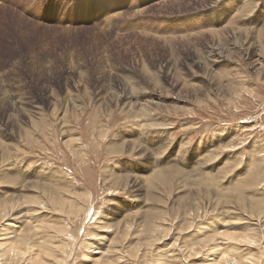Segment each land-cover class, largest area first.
<instances>
[{"label":"rangeland","instance_id":"obj_1","mask_svg":"<svg viewBox=\"0 0 264 264\" xmlns=\"http://www.w3.org/2000/svg\"><path fill=\"white\" fill-rule=\"evenodd\" d=\"M263 32L264 0H0V206L21 203L0 236L38 218L67 230L53 234L67 245L59 264H94L93 243L100 264H170L173 252L176 264H219L222 251L264 264L263 233L256 247H199L264 224ZM42 193L79 215L56 205L31 217L27 198Z\"/></svg>","mask_w":264,"mask_h":264},{"label":"bare ground","instance_id":"obj_2","mask_svg":"<svg viewBox=\"0 0 264 264\" xmlns=\"http://www.w3.org/2000/svg\"><path fill=\"white\" fill-rule=\"evenodd\" d=\"M175 4V3H174ZM260 31V30H259ZM222 32H224V31H222ZM239 34V37H240V35H241V31L238 33ZM263 34H264V32H263ZM252 36V35H251ZM257 37V36H256ZM248 39H246L245 40V38L244 37H241V38H239V39H241V40H239L241 43H242V46H241V49H240V51L242 50L243 52H245L243 55H245V56H248V53H249V51H250V49H251V47H252V44H251V42H249V41H251L253 38H254V36H252V37H247ZM255 45V44H254ZM252 55V54H251ZM242 57V56H241ZM240 57V58H241ZM249 57H250V55H249ZM253 57V56H252ZM219 59H221V58H219ZM251 59V58H250ZM252 60V59H251ZM213 63H211V64H213V65H216L217 63H220V61L221 60H217V59H213V60H211ZM222 62V61H221ZM252 62H254L253 60H252ZM251 62V63H252ZM254 64H256V63H254ZM217 66V65H216ZM252 66V65H251ZM252 68V67H251ZM260 70H261V67H259L258 69H257V72H260ZM258 74V73H257ZM239 88V87H238ZM234 89V88H233ZM237 88H235L234 90H232V89H230V91L232 90V91H234L235 92V90H236ZM242 89V88H241ZM241 89H239V90H241ZM231 91V92H232ZM244 91V90H243ZM236 93H238L237 91L235 92V94ZM129 94H131V93H129ZM230 95V94H229ZM232 96V95H231ZM135 98V97H134ZM67 103V102H66ZM144 108V107H143ZM254 123H256V120H253V122H251V124H254ZM251 127V126H250ZM141 128H142V126H141ZM250 129V128H249ZM245 131H249L248 130V127H247V129L245 128L244 129ZM246 134V133H245ZM131 148V147H130ZM137 148V147H136ZM134 150H135V148H134ZM140 153V152H139ZM141 154V153H140ZM162 172H164V171H162ZM160 174H162L161 176H158L159 178V180L157 181V183H159L160 181H162V180H167L168 178H166V176H167V174L166 173H160ZM157 175H159V174H157ZM175 177V176H174ZM174 177H170V178H174ZM144 178H146V177H144ZM166 178V179H165ZM34 180V179H33ZM133 180H135V183H137V180H141V179H133ZM169 181V180H168ZM206 181V180H205ZM132 182V181H131ZM139 182V181H138ZM141 182L143 183V182H146L147 183V181H143V179L141 180ZM130 183V182H129ZM140 183V182H139ZM141 183V184H142ZM155 183V182H154ZM161 183H163V182H161ZM165 183V182H164ZM204 184V183H203ZM203 184H202V186H203ZM206 184V183H205ZM34 185H36V184H34ZM155 185V184H154ZM166 185V184H165ZM140 186V185H139ZM200 187V186H199ZM198 187V188H199ZM205 187H207L206 185H205ZM204 187V188H205ZM209 187V186H208ZM264 187V186H263ZM133 188H135V187H133ZM145 188V187H144ZM143 188V189H144ZM204 188H202V189H204ZM25 189V188H24ZM32 189V188H31ZM30 189V190H31ZM200 189V188H199ZM208 189V188H207ZM119 190V189H118ZM140 190H142V186H141V189ZM140 190H138V191H140ZM205 190V189H204ZM234 190H235V188H234ZM247 191H248V189H246ZM199 191V190H198ZM202 191V190H201ZM206 191V190H205ZM109 192V191H108ZM114 192V191H113ZM207 192V191H206ZM209 192H211L212 193V191H211V189H209ZM238 193L237 194H239V191H237ZM243 192V191H242ZM13 193V192H12ZM15 194V193H14ZM27 194V193H26ZM224 194V193H223ZM226 194H228L227 192H226ZM225 194V195H226ZM232 194H234V193H232ZM237 194L235 195V196H232V195H230V196H228V197H226V198H230V199H240V200H238L236 203H238V206L239 207H244V206H246V204H244V199L242 200V198H241V196H237ZM246 194V193H245ZM42 196H37V197H32V196H29L28 198H27V196H26V198H27V201H26V206H29L28 207V209H27V207H26V210L25 211H27V210H29V214L28 215H30L31 217H33L31 214H37L39 211H41V210H43L44 209V207L45 206H51V208H53V209H55V212H56V208H57V206L56 205H58V206H60L61 207V209L63 210V212L67 215V216H70V215H74V216H78L79 215V209H78V203L77 202H74L73 200H71L70 198H68L67 197V199L65 198V197H62V196H64V195H61V198H60V200L59 199H57V197L56 198H54V199H47V197H46V195L45 194H41ZM222 195V194H221ZM224 195V196H225ZM13 197V196H12ZM21 197H23L22 195H21ZM244 197H246V196H244ZM249 197H251V196H249ZM9 198H10V196H9ZM8 198V199H9ZM223 198V197H222ZM225 198V197H224ZM7 199V198H6ZM46 199H47V201H46ZM15 200V199H14ZM226 200H228V199H226ZM254 200V199H253ZM68 201V202H67ZM246 201V200H245ZM23 202V206H24V201H22ZM209 202V201H208ZM222 202V201H221ZM235 202V201H234ZM247 202V201H246ZM249 202V201H248ZM255 202H256V200H255ZM18 203V202H17ZM15 201H13V203H10L9 201L8 202H6L5 204H2L1 206H0V224H2V223H4L8 218H10L11 217V214H13L15 211L17 212V210L19 209V207H20V204L21 203H19V207L16 205L17 204ZM230 203V202H229ZM257 203V202H256ZM198 204H201V206H200V209H198V210H201L202 208H204L205 207V204L203 203V202H201V203H198ZM233 204V203H232ZM243 204H244V206H243ZM250 204H251V202H249V206H250ZM253 205H254V203H252ZM195 205V204H194ZM217 205V204H216ZM215 205V206H216ZM234 205V204H233ZM236 205V204H235ZM257 205H258V203H257ZM256 204H255V207H253V206H251V210H250V212H251V214H252V216L251 217H253V214L255 213V211H257V208H258V206H257ZM22 206V207H23ZM36 207V208H38V209H41V210H37V209H34L33 207ZM81 206V205H80ZM199 206V205H198ZM56 207V208H55ZM208 207V206H207ZM260 207H261V204H260ZM24 208V207H23ZM194 208H196V207H194ZM198 208V207H197ZM58 209V208H57ZM244 209V208H243ZM246 209V208H245ZM259 209V208H258ZM198 210H196V211H198ZM214 210V209H213ZM216 210V209H215ZM248 211V210H247ZM259 212V211H258ZM262 212V211H261ZM247 213V212H246ZM250 214V213H249ZM259 214H260V212H259ZM221 215V214H220ZM258 215V214H257ZM13 216V215H12ZM259 216V215H258ZM26 217H29V216H26ZM137 217V216H136ZM205 217V216H204ZM203 217V218H204ZM257 216H255V218H256ZM14 218V217H13ZM135 218V217H134ZM201 218V217H200ZM199 218V219H200ZM259 218V217H258ZM261 218V217H260ZM137 219V218H136ZM188 219V218H187ZM257 219V218H256ZM256 219H254V221L256 220ZM98 220V219H97ZM96 220V221H97ZM100 220V219H99ZM198 220V219H197ZM261 220V219H260ZM260 220L258 219V224L256 225L258 228H260V230L258 229H256L257 227L256 226H254V227H256V228H246V229H244V230H248V232L245 234V235H238V237L239 236H241L240 238H242L243 240H239V238L236 236V233H235V229H236V231H238L237 230V227H231L232 229H234L233 231H234V233H231L230 235H226L225 237H224V240L222 239V240H220L219 241V239H211V237H209L208 239H206V240H204L203 241V243L204 244H200L199 245V247L200 248H203V249H205V248H211V247H209V245L212 243L213 245L215 244V246H214V248L213 249H223L222 247H226V248H229V247H231L232 249H239L238 248V245H239V243H238V245H236L237 243H233V241H236V242H240L241 244L243 243H246V244H244V245H247V247L248 246H250V247H253V245L256 247V244H258L259 243V240H258V234L260 235H262V233H263V235H264V224H262V222H260ZM264 220V219H263ZM8 221V220H7ZM17 221V220H16ZM32 221V220H31ZM191 221V220H190ZM199 221V220H198ZM126 222V231H125V235L126 236H128L129 235V233H130V228H131V223H129L128 221H125ZM188 222V221H187ZM37 223V225L34 227V228H29V229H27V230H22V231H20L19 232V230H18V228H17V230H16V228H15V226L12 224V229H9V228H7L6 229V231L5 232H3V235L2 236H0V251H2L1 252V254H0V258L2 259V260H7L8 261V264L9 263H11V262H15V261H19V260H22V259H25L26 257H28L29 258V263L30 264H51V263H54V264H59L60 263V261H55L54 262V259H55V257L57 258V260H59L62 256H60V255H57V251H58V249L60 250V249H62V250H64V253H65V249H66V247L65 246H67V245H63V246H61V245H59L60 243H61V241L60 240H58V239H56V237L53 235V234H56V233H61V234H64V233H66V229L65 228H60V229H58V230H56V228H54V230L52 231V234H49V231L48 230H46L45 228H47L43 223H41V221L39 220L38 221V218H37V222L35 221V222H32V224L34 225V224H36ZM41 223V224H40ZM96 223V222H95ZM99 224L101 223L102 224V222L101 221H99L98 222ZM191 223V222H190ZM194 223V222H193ZM257 223V222H256ZM9 224V223H8ZM192 224V223H191ZM254 224V223H253ZM10 225V224H9ZM187 226V225H186ZM1 227V226H0ZM10 227V226H9ZM4 228V227H3ZM11 228V227H10ZM161 227L160 226H154V227H149V228H147V229H145L144 231H142L144 234H145V239H144V241L146 242V243H150V244H152L154 241H157L158 239H156V235H155V233L160 229ZM187 228H188V226H187ZM199 229H201V227L199 228ZM208 229V227L205 229L206 231H208L207 230ZM239 229H241V228H239ZM262 229V230H261ZM16 231H17V234H16ZM41 231H43V233H41ZM46 231H48V232H46ZM191 231V230H190ZM202 231V230H201ZM2 233V232H1ZM41 234V235H39L38 237H40V236H42V238L40 239L41 241H39L38 243V245H34L33 243H35V242H33L32 243V245H31V241L29 240V236H31V234H34L33 236H35L36 234ZM45 233H46V235H47V240H43V236L45 235ZM239 233H243V232H239ZM61 234H60V236H61ZM67 235L68 234H65V235H63V237L64 238H66L67 237ZM205 235H207V233H205V231H202V232H200V235L198 234V236H197V238H199V237H202V236H205ZM260 235V236H261ZM191 236H193V235H191ZM1 237H3V238H1ZM29 237V238H28ZM36 237V239H37V236H35ZM35 237L33 238L34 239V241H35ZM263 236H261L260 238H262ZM197 238H195V239H197ZM237 238H238V240H237ZM259 238V239H260ZM61 239V238H60ZM102 239V238H101ZM105 239H106V237H105ZM227 239V240H226ZM104 240V239H103ZM262 240V239H261ZM261 242H264V241H261ZM260 242V245L261 244H263V243H261ZM37 243V242H36ZM217 243V244H216ZM61 244H66V243H61ZM240 244V245H241ZM156 245H158V244H156ZM88 246H90V247H95L94 249H96L97 250V252H98V254H100L101 255V257H95L93 254H95V253H92L91 254V260H92V262L94 263V264H100V262H101V260L102 259H104V258H106V256H105V253H104V251L101 249V247H98V245L97 244H95V243H93V244H89ZM264 246V245H263ZM242 247V246H241ZM212 248H211V250H212ZM246 248V247H245ZM261 248V247H260ZM249 249H251V248H249ZM210 250V251H211ZM247 250V249H246ZM254 250V249H253ZM262 250V249H261ZM264 250V249H263ZM158 251V250H157ZM156 251V252H157ZM183 251V250H182ZM186 252H187V254H192L193 252H196V253H198L199 254V250H197V249H195L194 247H191V248H186V250H185ZM206 251V250H205ZM252 251V250H251ZM159 252V251H158ZM157 252V253H158ZM180 252V251H179ZM248 252V251H247ZM264 252V251H263ZM156 253V254H157ZM174 253V254H173ZM172 254L174 255V256H170L169 254V257H170V264H176L175 262H177V260H178V257H179V255H180V253H176V252H173ZM159 254V253H158ZM157 254V255H158ZM167 254V253H166ZM166 254H164L163 255V252H162V254L161 255H163V256H161V258H163L165 261H167L168 260V257L166 256ZM183 254H185V252L183 253ZM221 260L219 261V264H259V260L261 261V259H260V257L258 256V257H256L255 259L252 257V256H248V255H238L237 253H229V252H225V251H222L221 252ZM145 255V254H144ZM260 255V254H259ZM147 257V256H146ZM49 258H52V259H50V260H48ZM264 259V258H263ZM51 260H53V261H51ZM56 260V259H55ZM263 261V260H262ZM165 264V263H164ZM168 264V263H167Z\"/></svg>","mask_w":264,"mask_h":264}]
</instances>
